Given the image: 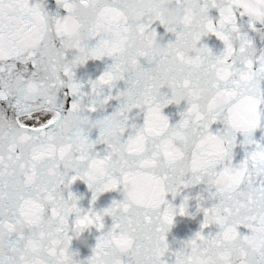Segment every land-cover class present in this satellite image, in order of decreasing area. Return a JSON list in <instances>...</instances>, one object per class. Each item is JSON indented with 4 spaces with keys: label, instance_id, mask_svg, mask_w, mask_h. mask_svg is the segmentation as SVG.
Returning a JSON list of instances; mask_svg holds the SVG:
<instances>
[{
    "label": "snow or ice",
    "instance_id": "6c2138e0",
    "mask_svg": "<svg viewBox=\"0 0 264 264\" xmlns=\"http://www.w3.org/2000/svg\"><path fill=\"white\" fill-rule=\"evenodd\" d=\"M0 264H264V0H0Z\"/></svg>",
    "mask_w": 264,
    "mask_h": 264
},
{
    "label": "water",
    "instance_id": "95a60500",
    "mask_svg": "<svg viewBox=\"0 0 264 264\" xmlns=\"http://www.w3.org/2000/svg\"><path fill=\"white\" fill-rule=\"evenodd\" d=\"M168 111L174 112L175 108L166 109V112H168ZM74 190H76L78 192L86 193V197L83 201H81V204H82V206L87 207L88 197L90 196V194L87 193L86 187L83 184H79L78 187L74 186ZM112 198H119V196L117 193H105V194H103L99 198L97 206H99V207L106 206V204L108 202H110V200ZM200 219L201 218L199 216H197L196 219H189L187 217H179L178 216L176 218L175 227L172 229V232L169 235V241L171 242L172 237H176L177 239L187 238V236L191 235L193 232L198 230ZM106 222L110 223V220H106ZM96 234L97 233H95V230H93L91 235L86 232L85 236L89 237L90 243H94V236ZM76 244H77V242L74 241L73 247H76ZM87 254H88L87 249H81V256H85Z\"/></svg>",
    "mask_w": 264,
    "mask_h": 264
}]
</instances>
